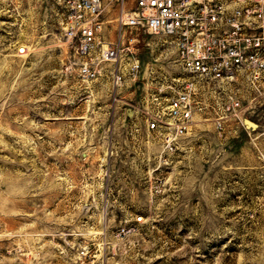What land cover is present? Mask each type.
I'll list each match as a JSON object with an SVG mask.
<instances>
[{
    "label": "rangeland",
    "instance_id": "374dc122",
    "mask_svg": "<svg viewBox=\"0 0 264 264\" xmlns=\"http://www.w3.org/2000/svg\"><path fill=\"white\" fill-rule=\"evenodd\" d=\"M64 27L61 0H0V264H80L86 246L89 264H264V93L244 76L219 92L155 36L137 81L90 87ZM176 78L196 108L161 155L143 100Z\"/></svg>",
    "mask_w": 264,
    "mask_h": 264
},
{
    "label": "built area",
    "instance_id": "2783aa9c",
    "mask_svg": "<svg viewBox=\"0 0 264 264\" xmlns=\"http://www.w3.org/2000/svg\"><path fill=\"white\" fill-rule=\"evenodd\" d=\"M61 4L65 35L75 51L73 65L90 87L109 76L111 92L116 93L127 79L137 81L142 54L152 46L148 38L155 36L162 39L156 45L174 47L175 61L185 72L215 82L219 92L244 76L252 93H264V0H61ZM111 8L119 11L114 39L107 36L102 19ZM165 49L168 58L169 48ZM174 82L181 87L176 89ZM169 90L173 94H167ZM196 94L195 84L180 78L146 93L142 112L147 130L161 144V155L174 152L190 130ZM240 106V99L231 97L228 108ZM222 122H217L219 130ZM80 259V264L93 261L88 246Z\"/></svg>",
    "mask_w": 264,
    "mask_h": 264
},
{
    "label": "water",
    "instance_id": "95a60500",
    "mask_svg": "<svg viewBox=\"0 0 264 264\" xmlns=\"http://www.w3.org/2000/svg\"><path fill=\"white\" fill-rule=\"evenodd\" d=\"M245 122H246V124H247L248 126H252V125L254 124V123H253L251 120H249V119H246Z\"/></svg>",
    "mask_w": 264,
    "mask_h": 264
},
{
    "label": "crops",
    "instance_id": "0c3cea01",
    "mask_svg": "<svg viewBox=\"0 0 264 264\" xmlns=\"http://www.w3.org/2000/svg\"><path fill=\"white\" fill-rule=\"evenodd\" d=\"M109 33H110V31H109ZM112 39V38H111Z\"/></svg>",
    "mask_w": 264,
    "mask_h": 264
}]
</instances>
